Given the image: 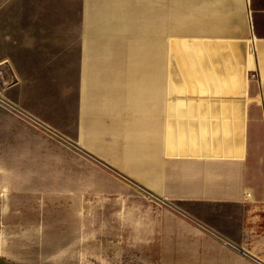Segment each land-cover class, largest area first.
<instances>
[{"label": "crops", "instance_id": "obj_1", "mask_svg": "<svg viewBox=\"0 0 264 264\" xmlns=\"http://www.w3.org/2000/svg\"><path fill=\"white\" fill-rule=\"evenodd\" d=\"M185 2L173 31L210 40L176 110L163 0H81L74 68L66 4L0 0V190L46 186L60 132L147 192L129 264H264V0Z\"/></svg>", "mask_w": 264, "mask_h": 264}, {"label": "rangeland", "instance_id": "obj_2", "mask_svg": "<svg viewBox=\"0 0 264 264\" xmlns=\"http://www.w3.org/2000/svg\"><path fill=\"white\" fill-rule=\"evenodd\" d=\"M53 2L68 7L67 54L74 68L81 0ZM163 2V66L169 75V102L178 110L179 100L187 98L189 84L193 93L196 84H201L202 65L195 68V62L198 53L203 57L204 42L210 38L194 31L191 35L174 32V10L170 9L187 4L185 0ZM74 128L70 124L69 132ZM57 133L63 138L52 134L50 182L0 190V264H129L125 260V255L129 258L125 252L129 244L123 241L124 221L115 216L135 206L144 208L146 204L138 200L147 192L86 151L76 138ZM175 150L176 146L170 147L168 153Z\"/></svg>", "mask_w": 264, "mask_h": 264}]
</instances>
